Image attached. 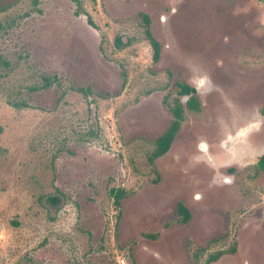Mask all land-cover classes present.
<instances>
[{
    "label": "rangeland",
    "instance_id": "rangeland-1",
    "mask_svg": "<svg viewBox=\"0 0 264 264\" xmlns=\"http://www.w3.org/2000/svg\"><path fill=\"white\" fill-rule=\"evenodd\" d=\"M0 55V264H264V0H0Z\"/></svg>",
    "mask_w": 264,
    "mask_h": 264
},
{
    "label": "trees",
    "instance_id": "trees-1",
    "mask_svg": "<svg viewBox=\"0 0 264 264\" xmlns=\"http://www.w3.org/2000/svg\"><path fill=\"white\" fill-rule=\"evenodd\" d=\"M147 22H149V20L147 18H145ZM89 23L93 26H96L94 24V22L92 21L91 17H89ZM146 38L148 39L150 45L152 46L153 49V58L155 61L159 60L160 57V53H161V44L152 36V34L150 33V31L146 32ZM117 47L118 48H122L123 47V42L121 41V39L118 37L117 39ZM0 64H4L5 67H9L10 64L7 61H4L3 58L0 55ZM45 80L47 81V84H45V86H48L51 84V80L50 78H45ZM177 86H179L181 88V90L179 91V95H193L195 94L196 90L188 85H184V84H177ZM25 105V103H15V106H23ZM187 107L190 110L193 111H200V107H199V102L197 100V98L195 96H192V98L190 99V101L187 102ZM170 110L172 115L174 116L175 120L173 121V127L171 129L168 130L167 133H165L161 138H159L156 141V146L157 149L151 154V156L149 157L150 162H154L155 158L158 157L159 155H162L164 153H166V151L169 149L172 138H173V133L179 128L180 126V121L183 119V114H184V107L183 105L179 102V100H175L173 105H170ZM255 167L257 168V171H261L264 173V155L260 156L258 159L257 164L255 165ZM124 192L122 190L113 188L111 190V196L114 197V203L117 207H120V201L123 198ZM49 201H51L53 204H57L59 202V199H57L56 197H49L48 198ZM181 209V213L182 216L184 217L183 221H186L187 219H189L190 217V213L189 211L184 208L183 206L180 208ZM220 255V254H219ZM217 257H211L209 261H213L215 260Z\"/></svg>",
    "mask_w": 264,
    "mask_h": 264
},
{
    "label": "flooded vegetation",
    "instance_id": "flooded-vegetation-1",
    "mask_svg": "<svg viewBox=\"0 0 264 264\" xmlns=\"http://www.w3.org/2000/svg\"><path fill=\"white\" fill-rule=\"evenodd\" d=\"M152 47V46H151ZM179 84H184V85H188V86H190V87H192V88H194L195 90H196V92H195V94H193V95H179V91L181 90V88L179 87V86H177V88L179 89V91H178V95H179V97H188V101H190V99L192 98V96H195L196 98H197V92H198V90H199V88H198V86L197 87H193V86H191V85H189V84H187V83H179ZM179 97L176 99V100H179V102L183 105V107H184V112L186 111V109H188V107H187V102L188 101H186V105L184 106V104L182 103V101L179 99ZM197 100H198V102H199V107L201 108L202 107V104H201V102L199 101V98H197ZM175 102V101H174ZM169 109H170V106H169ZM188 110H190V109H188ZM191 111H193V110H191ZM170 112H171V110H170ZM195 112H199L198 110L197 111H195ZM172 114V113H171ZM184 115V114H183ZM172 117H173V119H172V121H171V124H170V126H169V128L168 129H166L165 130V132L162 134V135H160V137L159 138H161L165 133H167L168 132V130L169 129H171L172 127H173V121L175 120V118H174V116L172 115ZM183 120H184V117H183V119L180 121V126H179V128L173 133V138H172V141H171V144H170V147H169V149L166 151V153H164V154H162V155H159L158 157H156L155 158V160H154V162H150V159H149V157L151 156V154L157 149V146H156V141L159 139V138H157L154 142H153V144H152V150L150 151V153H149V155H148V161H149V163H150V165H156V162L158 161V160H160V159H162L163 157H165L167 154H169L172 150H173V148H174V142H175V140L177 139V137H178V135H179V133H180V131H181V124H182V122H183ZM250 129L249 128H244V129H242V132H246V133H244L243 134V136L241 137L242 139L243 138H245V136H246V134H248ZM248 132V133H247ZM230 138V137H229ZM228 138V139H229ZM241 138H239L238 136H236V139H240V140H242ZM226 140L225 142H223V145H222V147L224 146V147H226V148H228L229 147V145H227V143H232L233 144V146L232 147H230L231 149H229V150H227V154H226V161H224V163H222L221 165L223 166V167H226L227 165H231L232 164V162H237V163H241L242 164V159H243V157H245L244 155L246 154V153H249V152H244V150L242 151V152H240L238 155H236L235 157V159L236 160H234L233 161V159H229V151L230 150H233V151H235L234 149L236 148V146H235V142H233V139H231L230 140V142H229V140ZM243 142H245V140L243 141ZM243 142H241V143H243ZM200 148L203 150V152H204V155H203V157L205 156L206 158H207V161L208 162H211L212 161V164H214L213 166H217V163L216 162H213V160H212V158L211 157H209L208 155L209 154H207V152L209 153V150H210V148H212V146L210 145H208V144H206L205 142H201L200 144ZM241 147H244L243 145H240ZM215 148H216V146H215ZM214 148V149H215ZM218 148V147H217ZM216 148V149H217ZM244 148H246V147H244ZM215 149V150H216ZM240 149V148H239ZM219 150V151H218ZM246 150H248V149H246ZM217 152H218V154H221L222 153V151H221V147L220 148H218L217 149ZM236 152V151H235ZM217 154V153H216ZM237 154V153H236ZM264 155V154H263ZM184 161H186V162H184ZM184 161H181L180 163H179V165H178V167H177V169H179V168H181L182 169V171L183 172H185L186 173V175L189 177V179H193L194 177L196 178V177H198V175L200 174V172H202V170L203 171H206L208 168L206 167V165H208L207 163H202V161H194V162H188V159H185ZM258 162V161H257ZM206 164V165H205ZM257 164V163H256ZM195 166H200V168L199 169H197ZM209 166V165H208ZM190 167H194V169H196V170H194V172H192V170H191V168ZM210 167V166H209ZM176 169V170H177ZM218 169V168H217ZM186 170V171H185ZM230 173H233L232 172V170H230L229 171ZM176 174V173H175ZM177 180H179V182H181L182 181V179H185L182 175H180V177H177V176H174ZM182 178V179H181ZM158 180H159V178L158 179H156V180H154V182H158ZM196 181H198V182H196ZM200 182H199V180L198 179H196L195 180V188H199L200 187ZM201 189V188H200ZM194 192V191H193ZM184 207V208H186L188 211H189V213H190V217H189V219H187L186 221H183L184 220V217L182 216V213H181V207ZM177 212H178V215H180L179 217H180V220H179V222L181 223V224H186V223H188L190 220H191V218H192V213H191V211L189 210V208H188V206H186L183 202H179L178 203V207H177ZM218 258V257H217ZM216 258V259H217Z\"/></svg>",
    "mask_w": 264,
    "mask_h": 264
}]
</instances>
